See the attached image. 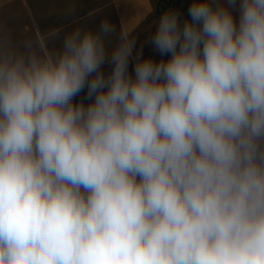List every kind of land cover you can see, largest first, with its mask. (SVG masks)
Segmentation results:
<instances>
[{
  "label": "clouds",
  "instance_id": "clouds-1",
  "mask_svg": "<svg viewBox=\"0 0 264 264\" xmlns=\"http://www.w3.org/2000/svg\"><path fill=\"white\" fill-rule=\"evenodd\" d=\"M114 35L0 40V264H264V0Z\"/></svg>",
  "mask_w": 264,
  "mask_h": 264
},
{
  "label": "crops",
  "instance_id": "crops-1",
  "mask_svg": "<svg viewBox=\"0 0 264 264\" xmlns=\"http://www.w3.org/2000/svg\"><path fill=\"white\" fill-rule=\"evenodd\" d=\"M19 0H0V11L2 14H7L5 9L8 6H13ZM23 7H34V14L41 22L56 15H63L75 9L79 5H85L87 8L80 14L72 17L67 23L49 29L44 34H41L40 24L36 27L37 34L33 38L28 39L29 28L25 25L18 28V38L21 41L43 39L47 41L49 47L58 48L63 37L79 28L83 30H95L98 28L102 20H109L116 28V35L110 38L109 47L116 41V36L120 31H127L133 37H137V32L142 28L155 13L156 0H88L83 3V0H20ZM40 7H44L43 10ZM6 20L5 17L2 18ZM34 30V29H33ZM34 30V31H36ZM137 49L134 50L133 57H135ZM151 51L143 53V58L149 56ZM135 60L133 58L129 64V72H133V65ZM105 74L111 71V65L105 64L102 68ZM84 100L85 104L89 101L86 99V90L77 96L74 102Z\"/></svg>",
  "mask_w": 264,
  "mask_h": 264
},
{
  "label": "rangeland",
  "instance_id": "rangeland-1",
  "mask_svg": "<svg viewBox=\"0 0 264 264\" xmlns=\"http://www.w3.org/2000/svg\"><path fill=\"white\" fill-rule=\"evenodd\" d=\"M86 2H88V0H83V3ZM21 3L22 1L20 2L19 0L13 6L6 7L5 9H7L8 15H3L0 11V40L10 38L13 42H21V40L18 38L17 31L18 28H21L24 25L25 28L30 29L28 39H30L31 37L33 38V36L35 37V35L37 34L35 26H37L38 24H40L41 34H44L48 30H50L49 25H51V28L54 29L55 27L60 26L61 24L67 23L72 19V17L80 14L87 8V6L81 4L68 13L53 16L40 23V21L34 14V7H23ZM40 8L43 10L44 7ZM160 16V14H157L155 12L152 17L148 19L147 23L142 28H140V30L137 32L136 37V49L139 51L142 47L143 53L146 51H151V54L149 56H146V58H152L155 61H159L162 57L153 49L149 38L154 32L155 23ZM4 17L6 20L2 19ZM33 29L36 31H34Z\"/></svg>",
  "mask_w": 264,
  "mask_h": 264
},
{
  "label": "flooded vegetation",
  "instance_id": "flooded-vegetation-1",
  "mask_svg": "<svg viewBox=\"0 0 264 264\" xmlns=\"http://www.w3.org/2000/svg\"><path fill=\"white\" fill-rule=\"evenodd\" d=\"M191 2L192 0H156L155 12L162 15L168 9H175L180 12L182 18H185ZM163 58L167 59L168 57Z\"/></svg>",
  "mask_w": 264,
  "mask_h": 264
}]
</instances>
